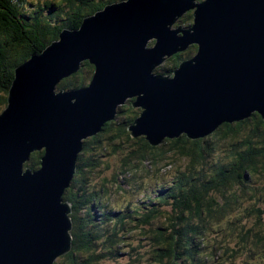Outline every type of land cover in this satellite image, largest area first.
<instances>
[{
  "label": "water",
  "instance_id": "water-1",
  "mask_svg": "<svg viewBox=\"0 0 264 264\" xmlns=\"http://www.w3.org/2000/svg\"><path fill=\"white\" fill-rule=\"evenodd\" d=\"M191 46L178 69L156 73ZM85 62L95 68L90 84L60 90ZM14 74L0 112V264H55L73 248L64 195L85 141L119 108L141 111L128 131L152 147L202 140L254 114L264 121V0L111 3ZM35 153H43L37 171L26 167Z\"/></svg>",
  "mask_w": 264,
  "mask_h": 264
},
{
  "label": "trees",
  "instance_id": "trees-1",
  "mask_svg": "<svg viewBox=\"0 0 264 264\" xmlns=\"http://www.w3.org/2000/svg\"><path fill=\"white\" fill-rule=\"evenodd\" d=\"M120 1L0 0V112L17 66L64 30L79 29L86 17ZM192 18L190 12L181 22L189 25ZM196 51L193 46L168 59L156 73L171 74ZM94 71L85 62L59 88L86 87ZM140 113L132 103L122 106L116 120L85 141L64 195L73 206V248L55 264H106L129 252L132 264H264L262 117L224 124L202 140L182 136L152 147L128 131ZM42 157L33 154L26 167L39 170ZM113 157L120 159L116 169L105 163ZM104 172H112V180ZM131 194L141 199L123 207ZM127 241L137 247L128 250Z\"/></svg>",
  "mask_w": 264,
  "mask_h": 264
},
{
  "label": "rangeland",
  "instance_id": "rangeland-1",
  "mask_svg": "<svg viewBox=\"0 0 264 264\" xmlns=\"http://www.w3.org/2000/svg\"><path fill=\"white\" fill-rule=\"evenodd\" d=\"M42 1L43 0H27V2L29 3V4H36V5H39V4H41L42 3ZM190 14V12L187 14V15H189ZM187 15L185 16V17H187ZM181 20H184V18L183 19H181ZM189 21H191V20H189ZM191 49V48H190ZM189 49V50H190ZM189 50H187V51H189ZM31 58V57H30ZM29 58V59H30ZM28 59V60H29ZM27 60V61H28ZM26 62V61H25ZM61 90V89H60ZM105 163H109L110 164V166L113 168V169H116V167H118L119 166V164H120V159L118 158V157H113V158H107L106 159V162ZM102 174H104V176H107V178L109 179V180H112V177H113V174H112V172H104V173H102ZM171 181L172 180H168V182H166L167 184H170L171 183ZM96 182H97V179H94L93 180V185L95 184L96 185ZM138 197H139V199H141V197H140V194H138ZM138 197L137 196H135V195H130L129 196V198H126V201H125V199L123 198V201H122V204H123V207H126V205H127V202H128V200L129 201H137L138 200ZM66 201V200H65ZM169 209H170V207H168ZM137 243L136 242H133V241H127L126 243H125V245L127 246V247H131V248H127L128 250H131L132 248H136L137 247V245H136ZM145 246H146V248H145V250H148L149 249V246L145 243ZM130 255H132V254H130V252H129V255H123L121 258H118V259H116V260H110V261H107L106 262V264H132L131 263V257H130ZM136 264H146V263H142V261L140 260V261H138Z\"/></svg>",
  "mask_w": 264,
  "mask_h": 264
},
{
  "label": "bare ground",
  "instance_id": "bare-ground-1",
  "mask_svg": "<svg viewBox=\"0 0 264 264\" xmlns=\"http://www.w3.org/2000/svg\"><path fill=\"white\" fill-rule=\"evenodd\" d=\"M79 18V17H78ZM183 19V18H182ZM148 42H149V44H151V45H154V40L153 39H150V40H148ZM215 133V132H214ZM212 135V134H211ZM71 203V202H70Z\"/></svg>",
  "mask_w": 264,
  "mask_h": 264
}]
</instances>
